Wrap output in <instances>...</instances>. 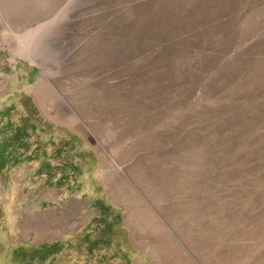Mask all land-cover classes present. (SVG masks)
I'll return each instance as SVG.
<instances>
[{"label":"rangeland","instance_id":"rangeland-1","mask_svg":"<svg viewBox=\"0 0 264 264\" xmlns=\"http://www.w3.org/2000/svg\"><path fill=\"white\" fill-rule=\"evenodd\" d=\"M0 264H264V0H0Z\"/></svg>","mask_w":264,"mask_h":264},{"label":"bare ground","instance_id":"bare-ground-1","mask_svg":"<svg viewBox=\"0 0 264 264\" xmlns=\"http://www.w3.org/2000/svg\"><path fill=\"white\" fill-rule=\"evenodd\" d=\"M41 86V85H40ZM36 89V88H35Z\"/></svg>","mask_w":264,"mask_h":264}]
</instances>
